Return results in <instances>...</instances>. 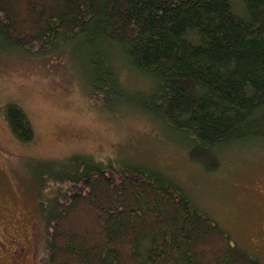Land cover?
I'll list each match as a JSON object with an SVG mask.
<instances>
[{"label": "trees", "instance_id": "trees-1", "mask_svg": "<svg viewBox=\"0 0 264 264\" xmlns=\"http://www.w3.org/2000/svg\"><path fill=\"white\" fill-rule=\"evenodd\" d=\"M69 49L88 82H77ZM117 51L148 79L139 98L117 76ZM13 55L73 77L93 106H139L183 133L206 172L227 146L264 141V0H0V66ZM1 105L14 141L31 142L23 109ZM36 163L37 190L56 185L36 199L43 264H260L158 169L86 154Z\"/></svg>", "mask_w": 264, "mask_h": 264}, {"label": "rangeland", "instance_id": "rangeland-1", "mask_svg": "<svg viewBox=\"0 0 264 264\" xmlns=\"http://www.w3.org/2000/svg\"><path fill=\"white\" fill-rule=\"evenodd\" d=\"M69 51L66 56L77 82H88L82 57ZM118 52L112 53L117 76L126 87L138 89L126 91L128 97L139 98L147 93L148 79L127 68ZM13 57L17 58L0 66V108L8 101L18 104L34 129L31 142L17 144L0 118V241L16 239L12 234L21 240L24 263L22 256L15 264H43L46 255L45 226L36 199L44 203L48 200L44 195L56 185L46 183L37 190L31 178L39 172L36 161L71 154L160 170L236 245L264 264L263 140L227 146L219 152L218 168L206 172L188 158L183 133L164 127L139 106L127 111L121 106L113 112L93 106L89 101L93 98L73 77L66 79L58 68L49 70L40 62ZM41 214L44 217L45 212Z\"/></svg>", "mask_w": 264, "mask_h": 264}, {"label": "flooded vegetation", "instance_id": "flooded-vegetation-1", "mask_svg": "<svg viewBox=\"0 0 264 264\" xmlns=\"http://www.w3.org/2000/svg\"><path fill=\"white\" fill-rule=\"evenodd\" d=\"M12 236L16 239H10L4 235L5 238H9L8 242L0 241V264H5V261H10L9 264H15V261H18L19 258L22 259V256V263H24V248L21 246V240L14 234Z\"/></svg>", "mask_w": 264, "mask_h": 264}]
</instances>
